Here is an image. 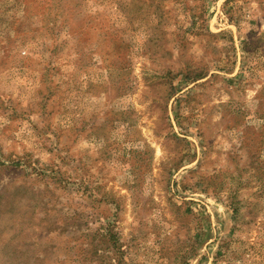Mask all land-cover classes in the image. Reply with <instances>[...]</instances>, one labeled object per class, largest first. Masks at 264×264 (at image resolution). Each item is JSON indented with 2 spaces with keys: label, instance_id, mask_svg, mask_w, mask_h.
<instances>
[{
  "label": "rangeland",
  "instance_id": "374dc122",
  "mask_svg": "<svg viewBox=\"0 0 264 264\" xmlns=\"http://www.w3.org/2000/svg\"><path fill=\"white\" fill-rule=\"evenodd\" d=\"M0 264H264V0H0Z\"/></svg>",
  "mask_w": 264,
  "mask_h": 264
}]
</instances>
